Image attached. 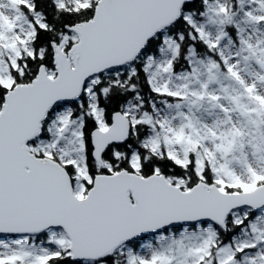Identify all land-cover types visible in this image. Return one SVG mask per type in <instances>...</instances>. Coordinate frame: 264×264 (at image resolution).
I'll return each mask as SVG.
<instances>
[{
  "label": "snow or ice",
  "instance_id": "1",
  "mask_svg": "<svg viewBox=\"0 0 264 264\" xmlns=\"http://www.w3.org/2000/svg\"><path fill=\"white\" fill-rule=\"evenodd\" d=\"M0 264H264V0H0Z\"/></svg>",
  "mask_w": 264,
  "mask_h": 264
}]
</instances>
